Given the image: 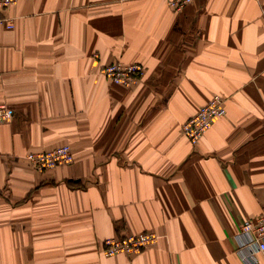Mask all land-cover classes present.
Segmentation results:
<instances>
[{"label":"crops","instance_id":"crops-1","mask_svg":"<svg viewBox=\"0 0 264 264\" xmlns=\"http://www.w3.org/2000/svg\"><path fill=\"white\" fill-rule=\"evenodd\" d=\"M0 264H244L239 224L264 213V0H18L0 12ZM139 64L113 85L100 68ZM225 115L193 147L182 124ZM70 146L37 171L26 155ZM154 246L105 257L111 238ZM264 264V253L256 255Z\"/></svg>","mask_w":264,"mask_h":264},{"label":"built area","instance_id":"built-area-1","mask_svg":"<svg viewBox=\"0 0 264 264\" xmlns=\"http://www.w3.org/2000/svg\"><path fill=\"white\" fill-rule=\"evenodd\" d=\"M18 0H0V12L10 8ZM197 0H166L167 6L173 12H182ZM6 29H13V24L5 18L0 19ZM103 77L114 84L131 87L138 83L144 74V68L139 64H123L115 62L100 68ZM225 99L214 95L197 113L181 126L182 135L191 146L195 147L203 138L214 120L225 114ZM13 118V110L6 104L0 103V126L9 123ZM27 162L37 171L53 170L58 166L70 165L74 161L73 152L68 145L57 147L44 152L29 153ZM158 236L153 232L129 234L120 238H111L103 242L101 253L105 257L118 254H137L154 246ZM235 253L244 264H257L256 255L264 253V213L256 218L243 220L238 226L235 236Z\"/></svg>","mask_w":264,"mask_h":264},{"label":"rangeland","instance_id":"rangeland-1","mask_svg":"<svg viewBox=\"0 0 264 264\" xmlns=\"http://www.w3.org/2000/svg\"><path fill=\"white\" fill-rule=\"evenodd\" d=\"M110 83H111V82H110ZM111 84H113V85H117V84H114V83H111ZM136 84H137V83H136ZM136 84H135V85H136ZM118 86H119V85H118ZM10 108H11V107H10ZM11 109H12V108H11ZM224 115H225V114H223L222 116H220V117H218V118H221V117H223ZM213 123H214V122H213ZM212 125H213V124H212ZM211 127H212V126H211ZM211 127H210L209 129L206 130L205 134H206L207 132H209V130L211 129ZM205 134H204V136H205ZM204 136H203V137H204ZM198 143H199V142H198Z\"/></svg>","mask_w":264,"mask_h":264}]
</instances>
